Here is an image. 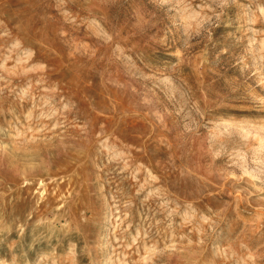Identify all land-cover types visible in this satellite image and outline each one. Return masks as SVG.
<instances>
[{
    "label": "rangeland",
    "instance_id": "1",
    "mask_svg": "<svg viewBox=\"0 0 264 264\" xmlns=\"http://www.w3.org/2000/svg\"><path fill=\"white\" fill-rule=\"evenodd\" d=\"M0 264H264V0H0Z\"/></svg>",
    "mask_w": 264,
    "mask_h": 264
}]
</instances>
